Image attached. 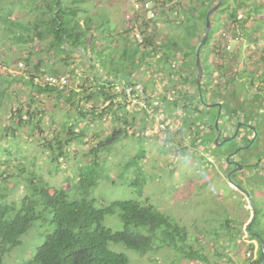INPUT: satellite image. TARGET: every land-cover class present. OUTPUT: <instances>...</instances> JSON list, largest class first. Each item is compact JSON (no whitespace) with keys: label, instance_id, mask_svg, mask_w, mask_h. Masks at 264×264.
<instances>
[{"label":"trees","instance_id":"obj_1","mask_svg":"<svg viewBox=\"0 0 264 264\" xmlns=\"http://www.w3.org/2000/svg\"><path fill=\"white\" fill-rule=\"evenodd\" d=\"M0 1V37L9 39L12 46H18L15 48L20 50L29 49V46L35 43L46 44L45 52L52 53L57 58V63L58 61L60 63V70L54 69L53 74L47 73L45 68L47 63L41 59L37 61L34 69L21 72V74L12 73L9 66L0 63V108L1 102L10 100L13 93L19 98V94L13 92L14 84H22L26 87L28 96V101L22 103L18 109L12 110L10 119L4 122L3 130H5L6 138L18 137L19 139L22 133H29L27 136L29 145L23 147L19 144L15 151H13V146L3 147L0 150V264H8L6 258L15 250L25 247L24 238L32 230H36L34 227L39 224L45 225L49 223V220H51V231L47 233L44 243L40 245L36 240V243L26 250L27 256L19 257L18 264H132L130 252L144 255L162 250H169L175 258H182L191 263L228 264L221 260L211 261L204 244L199 239L194 241L196 236L191 237L187 228L181 227L180 224L172 221L162 211L151 205L150 199L144 201L118 200L110 203L104 195H95L94 190L100 181L108 179L99 166V162L96 159H90L97 152L95 151L96 146L105 145L110 154L116 150L115 144L122 143L130 137L131 133L129 127L131 122L126 119V112L129 114L126 107L128 99L122 96L121 101L116 102L123 93L114 90L111 78L119 74L131 77V68H141L145 63L144 58H147L152 50L145 52L143 49L142 51L134 37L135 43L130 42L127 34L133 33L131 28L123 32L117 42H114L116 38L109 33L104 40L111 41V44L109 43L111 46L120 45V49H117L124 63L121 67L117 64L108 67L102 60L103 73H101L94 65L96 55L94 45L99 43V39L91 34L93 33L91 28L93 21L86 20L84 25L80 24L77 15L83 9L78 5L75 9L69 7L68 3L73 0ZM155 1L161 6H167L174 0H170L169 3H166L167 0ZM228 1L224 0L223 3V6L227 3L225 6L231 13L227 28L230 24L237 26L242 23L241 28L246 31L247 19H252L255 16L254 13L260 15L262 13L260 10L264 9L260 5L247 8L244 0H235L234 4H229ZM196 2L201 9L191 7L198 17L194 22V27L200 24L201 28L198 27L199 34L195 32L196 45H188V49L191 53L194 50V68L198 74L197 49L206 35V16L213 8V4L208 0ZM4 5L10 7L7 12H5ZM17 9L25 13L24 19H15ZM242 9H245L247 19L241 21L238 16ZM248 10L250 11L247 12ZM184 13L186 20L191 21L192 17H187L188 12L184 10ZM100 29L96 28L98 31ZM102 31L104 30L101 29ZM248 35L250 32L246 33V36ZM261 36L264 38V35ZM210 37L205 46L208 45ZM170 38L169 44L160 49V52H166L165 60L169 63L173 52L181 53V50L185 54L188 51H185L186 46H183L174 36ZM121 40L124 43H121ZM147 44L153 47L156 43L150 40ZM74 51L82 53L78 59L74 58L79 63L81 62L80 65L75 60H69ZM154 51L159 50L155 48ZM217 51L222 55L221 57L228 52L226 48L225 51L224 48L221 50L217 48ZM33 53L34 48L30 50L28 57L24 58L28 66L33 64ZM191 53L188 52L186 55L192 56ZM86 56L90 60L88 59L89 61L85 63L83 59ZM3 67L8 68L7 75L2 74ZM17 70L22 71L23 69L19 67ZM46 75L65 76L69 80V85L65 90H60L56 86L46 84L44 82ZM255 75L253 73L250 78L254 79ZM186 80L187 83L190 82L189 78ZM125 81L130 84L129 79ZM260 85L259 89L262 92L264 82L261 80ZM194 86L197 87L196 76ZM257 86L256 81L253 89L256 90ZM49 99H54L56 102L55 110L60 107L64 110V105H66L69 113H74L73 119L76 122H71L69 119L57 122L51 119L50 130L46 132L44 129L46 113L43 108L47 106L46 102ZM107 103L111 104L103 108ZM100 109L103 110L101 115L98 113ZM121 112L124 115L119 117L118 113ZM104 116L114 118V124L120 123L119 128L113 126L111 134L104 141H99L92 150L85 152L83 157H77L73 167H69L70 161L72 163L71 157L78 155L75 154L76 150L74 153L71 152L73 144L77 143L78 137L84 134L83 131H77V123L81 124L87 120L91 128L96 124L100 127V120ZM51 126H57L60 131L56 134L54 130L49 134ZM145 129L146 126H144ZM204 140L208 141V138ZM254 145L248 150H253ZM33 147L35 148L33 151L37 150V152L33 153ZM215 147L218 159L223 160L224 153L220 152L217 146ZM68 161V170L63 172L64 184L54 186L45 179L46 174L53 177L58 176L61 173L60 167ZM85 161L87 163H84ZM137 163L142 162L137 159L136 165ZM132 164L131 162L129 166ZM258 166L259 163L254 164L248 161L247 167L257 168ZM14 178L17 180L11 186L10 180ZM19 186H22L23 195L19 194L20 190L17 189ZM143 194L144 191L140 190L139 196L142 197ZM252 202L254 204L255 200L253 199ZM253 211L252 208V215ZM261 215L260 209L256 206L255 220L251 219L247 225L242 224L239 231L234 230L237 234L232 232L234 228L229 221L223 225L231 239L236 240L237 237H242L251 250H255L254 242L259 245V259L253 260V264H264V226L257 225ZM37 230L40 228L38 227ZM256 234L260 235V239ZM199 235L202 234L197 236ZM215 255L217 258L226 257L219 251H216ZM252 258L247 260L251 261Z\"/></svg>","mask_w":264,"mask_h":264},{"label":"rangeland","instance_id":"obj_2","mask_svg":"<svg viewBox=\"0 0 264 264\" xmlns=\"http://www.w3.org/2000/svg\"><path fill=\"white\" fill-rule=\"evenodd\" d=\"M133 1L134 0H73L68 3V6L71 8L73 7V9L78 6L82 7L83 10H80L77 15L80 24L84 25L86 20L93 21V27L91 26L93 33L91 34L93 37L99 39V43L94 45L96 50L94 65L100 72L103 71L101 67L102 60L106 62L108 67L111 65L113 66V64H117L118 67H121L124 63L123 57L119 54L120 51L118 50L120 49V45L111 46V41L108 42L104 40V37L111 33V35L116 38L114 42H117L118 38L120 40V35L123 34V32H127L128 28L133 25L134 22L127 18L128 15L133 13ZM196 1L198 0H174L167 6H157L155 4L156 12L159 15L155 24L159 25L157 29H159L161 34L158 36L161 49L169 44L171 34H173L175 39L183 46H186V49H188V45L193 46L194 36L196 35L195 32L198 33V26L195 28L194 22L198 17L191 10V7H196L198 10L201 9ZM208 1H211L213 7L218 4L216 0ZM169 2L171 1H166V3ZM228 2L229 4H234L235 0H229ZM244 2L247 3V8H252L256 5L264 7V0H244ZM225 5L223 7L221 6L220 9H222H219L212 16V34L208 45L203 47L201 51L202 66L205 73L203 80V97L206 101L214 100L213 94L218 95L219 93H223L222 89H224V94L228 93L229 97H231V94L233 95L234 91H236L240 103L242 104L240 110L236 111L240 116L243 115L242 118L239 117L237 119L243 120L244 117H251V123L257 126L256 131L259 135L258 143L254 145L253 150L249 151V149L245 151V156L252 157L253 163H259V166L257 168H250L246 165L243 174H239L237 178L240 184L243 185L242 189L246 191V194L231 185L226 176L227 173L224 168L226 166L223 160H214L213 153L208 152L212 151L216 153L215 146L217 145L214 144V134L211 136H203L204 138L207 136L210 142L201 138L206 144H210L208 150L203 151L202 148L199 152L194 150L193 145L195 144L194 140L196 139V135L193 136V140L191 141V132L188 130L189 128L187 129L185 126L192 119V123H195L194 129H197L194 133H201L202 116L199 114L194 118L190 110L183 111V114L172 116L174 112L169 108L170 105L167 111L163 109L159 110V104L165 100V97L167 101H169L167 94L168 89L160 93L159 86L152 81L145 83L144 86L147 95L141 94L142 102L138 106L143 110L144 114L142 110L134 111L137 107L133 109L132 105L127 109L131 111L129 114L126 112V119L131 122L129 127L131 128L134 125L136 127V130L134 128L130 129V132H133L134 135L130 133V137L122 143L115 144L116 150L110 154L105 145L99 147L97 141H104L106 137L111 134L113 126L119 128V122L114 124V118L104 116L103 119L100 120V127L96 124L91 128V124L88 125L87 120L81 124L77 123V131H83L84 134L78 137L77 143L75 142L73 144L71 152L74 153L76 150L75 154L78 155L71 157L72 163L70 161L69 167H73L77 157H83L85 152L87 153V151L92 150L98 144L95 148L97 152H95L90 159H96L99 162V166H101L104 174L108 176V179L100 181L99 185L94 190L95 195H104L107 198V202L110 203L118 200L137 199L139 201H144L145 199H150L151 205L162 211L172 221L180 224L181 227L187 228L191 237L196 236L194 241L199 239L204 244L211 261L217 262L221 260L228 264H253V260L259 259V245L254 242L255 250H251L247 242L243 241L242 237H237L236 240L231 239L223 225L229 221L234 228L232 232L237 234L234 230L239 231L243 226L242 224H249L251 219L253 220L255 216L254 211L252 215V204L250 202V199H254V206H257L262 213L257 225L264 226V85L262 86L263 89L261 88L262 92H260L259 89L261 86L260 80L264 82V75H259V73L256 72V77L252 79V81L247 80V82H245V80L238 82V86L233 89L226 86L220 89L214 88L212 92H209L210 86L206 84L216 73L217 78H224L221 75L223 74L222 66L226 65L229 67L227 76L231 78L241 74L239 73L240 67H245L248 70L257 69L259 67L260 70L262 69V74H264V38L261 36L264 35V9L263 11L260 10L262 13L260 15L257 14L258 17L254 13L256 17L253 16L250 20L247 19L245 9L239 11V16L243 15L244 18L239 19L238 16V19L241 21L247 19L248 22L245 27L246 31L241 28V25H243L242 23L237 26L240 27V30L242 29L241 32L243 36L247 32H250V35H248L247 38L244 36L246 41H243V43L239 45L241 48L239 54H233L235 48L232 45L230 51L226 53V56L222 57L227 61L231 59V62L229 64L226 62L222 65L219 61L221 56L217 55L216 51L217 48L222 47V44H225V40L221 38V33L222 30L228 29L226 25L231 15L228 7ZM9 8L10 7L4 5L5 12H7ZM184 10L186 13L188 12L187 17H192L191 21L188 22L186 20ZM166 11L170 13H166ZM249 11L250 10L247 12ZM24 15L25 13L23 11L17 9L15 12V19H24ZM194 17L196 19H194ZM96 28H101L104 31L101 32V29L98 31ZM127 37L132 44L135 43L132 33L129 32ZM123 39L126 40V38ZM156 41L158 42L157 39ZM121 43H124V41L121 40ZM234 45L236 46L237 44ZM156 46L159 47V44ZM15 47L18 46H12L9 39L3 36L0 37V63L9 66V70H11L12 73L21 74V72L34 69L39 59L47 63L45 68L48 74H53L54 69L60 70V63L59 61L57 63V58H55L52 53L48 54L45 52L47 47L46 44L35 43L30 45L29 49L22 50ZM32 48H34V53L32 55L33 64L28 66L24 58L28 57ZM176 52H173V60L170 61L176 63V66H180L183 62L179 60V58H183L184 52L181 50V53ZM192 53V58L194 59V50ZM81 55V52L76 51L75 53L74 51L73 55L69 57V60H75V62L80 65L81 62L79 63L77 59L81 57ZM157 55V57L148 59V64L142 65L141 68H131L132 74L136 78V70L146 71L148 74L154 75V79L161 86L168 87L171 82L169 81L170 77L176 75L178 71L175 68H171L172 63L165 60L167 57L166 52L158 51ZM111 56L112 58L110 59ZM75 57H77V59H74ZM21 59H23V61H20ZM88 59V56H86L83 60L86 63V61L90 60ZM19 64H23L24 66L22 71L17 70L20 67ZM9 70L3 67L1 72L7 75L6 71ZM139 77L146 81L150 79V76L144 73H140ZM174 80H176V77L173 78V84L179 87V82ZM254 80L257 81L258 86L256 90L253 88L251 90L250 88L253 87ZM13 86V92H17L19 98L13 93L10 100L7 99L1 102L0 150H2L3 147L13 146V151H15L19 144L23 147L29 145L27 143V136L29 133H22L19 139L18 137H11L8 139L6 138L5 130H3L4 122L10 119L11 111L18 109L21 107L22 103L28 101L26 87L22 84H14ZM244 88L246 89V93L243 92ZM252 91L260 93L254 95ZM239 94L241 95L239 96ZM241 100L243 102H241ZM116 102L118 103L120 100L117 98ZM46 103L47 106L43 108L46 113V119L44 117L46 122L44 129L46 132L50 130L51 119L57 122L63 119L76 122L73 119L74 113H69L66 105H64V110L62 107L55 110L56 106L54 104H56V102L54 99H49ZM110 104L111 103H107L103 108L108 107ZM194 107L196 106L194 105ZM197 108L200 109L201 107L197 106ZM102 112L103 110L100 109L98 113L100 114ZM169 112L172 114H169ZM118 115L122 117L124 114L121 112L120 114L118 113ZM144 116H147V118L143 119ZM158 117H160L161 122H158ZM168 123H171L170 127H168V131L163 132L161 125H167ZM177 123L182 127L180 135H176L173 130ZM144 126H146L145 130ZM51 127L52 129L49 134L54 132V130H56V132H54L56 134L60 131L57 126ZM97 127L98 129H96ZM233 129H235V127L232 128V131ZM26 132H28V130H26ZM95 133L97 134L95 135ZM245 135H247V133H245L244 136ZM181 137L182 139H187L188 137V145L180 139ZM240 139L242 138L240 137ZM230 145L234 146V142H231ZM122 146L125 147L123 148ZM213 147L215 148L213 149ZM33 149L35 148L33 147L32 151ZM35 152H37V150L33 151V153ZM242 156L243 155H240L238 157ZM131 159L132 161H130ZM137 159L142 163H137L136 165ZM248 160L249 158L247 161ZM131 162L133 163L132 166L134 165L133 167L129 166ZM84 163H87V161ZM68 164L69 161L60 167L61 173L58 176L53 177L50 174H46L45 179L54 186L64 184L63 172L68 170ZM11 174H14V172ZM16 180L15 178L11 179L10 185L13 186L12 184ZM17 189L20 190V195L24 194L22 192V186H19ZM140 190L144 191L142 197L139 196ZM38 227L40 230H37ZM122 227L123 225L120 226L119 229L121 230ZM49 228L50 230H47ZM34 229L36 230H32L24 238L25 247L15 250L6 258L8 264H18L19 257H26V250L31 248V246L36 243V240L39 241L40 245L44 243L47 233L51 231V220L45 225H37ZM198 234L202 235L197 236ZM216 251H219L226 257L217 258L215 255ZM249 252L253 255L251 261L247 260L249 258ZM130 253L129 256H131L132 264H199L191 263L182 258H175L169 250H162L155 253L150 252L144 255L135 252Z\"/></svg>","mask_w":264,"mask_h":264},{"label":"flooded vegetation","instance_id":"obj_3","mask_svg":"<svg viewBox=\"0 0 264 264\" xmlns=\"http://www.w3.org/2000/svg\"><path fill=\"white\" fill-rule=\"evenodd\" d=\"M245 38H247L248 36H246V34L244 35ZM243 36V39L245 40ZM246 41V40H245ZM222 48V47H221ZM221 48H219V50H221ZM223 49V48H222ZM225 51V48H224ZM227 53V52H226ZM226 53L224 54L226 56ZM240 53V48L239 47H235V51L233 52V54H239ZM179 60H181L183 63L182 65H184L186 63V60H184V58H179ZM219 61L221 62V64H225L226 62H228V64L231 62V59H228L223 61V59H219ZM190 65H187L183 70L184 73H182V75H172V80H171V84L173 85L174 89L178 92V97L179 99V105L177 104H170L169 108L172 109V111L174 112V114L172 116H176L178 114H183V111L186 110H190L192 112V115L197 116V115H201L202 116V124H201V133H194L195 130L197 131V129H194V123L193 120L191 119L187 125L185 126L190 132H191V141L193 140V136L196 135V139L195 144L193 145L194 150H199L202 148L203 151L208 150V146L210 145L209 143L206 144L205 141H202V139H199V137L201 136V138H204V135L207 136H211L212 134H214V138H215V143L216 144V138L218 137V134L220 132V139H219V145L217 144V148L220 149V152H223V162L225 164L226 167L225 171H226V176L227 179L229 180V182L231 183V185H233L235 188H237L239 191H242L243 193L246 194V191L242 189V184H240V181L237 180L239 174H243L246 165L248 164V161H252V157H247L245 156V151H247L248 149H250L258 140L259 135L258 132L256 131L257 126L254 123H251V117H244L243 120L242 119H237V118H242V116H240V114L236 111V110H240L241 108V103L238 97V93L236 91H234L233 95L231 94V97H229L228 93L224 94V89L223 93H219L217 94H213L214 100H208L206 101L205 98L203 97V80H204V76L202 78V82H201V86H199L198 84V75L196 74V70L194 68V59H192V61L190 62ZM213 64V63H212ZM182 65H178V70L182 69ZM214 65V64H213ZM229 67L226 66H222V70H223V74L222 77H216L217 73L212 77V79L210 81L207 82L206 85L210 86V90L209 92H212L214 88H224L226 86H229L230 89H233L235 87L238 86V82H242L245 81L247 82V80H251L252 78H250V75H253V73H258V71L260 70V68L258 67L257 69H251L248 70L245 67H240L239 73L238 75L231 77H228V69ZM262 73L261 71H259V74ZM246 75V76H245ZM196 76V80H197V87L194 86V77ZM176 77V80L174 81H178L179 82V87L173 84V78ZM247 77V79H246ZM187 78H189V83H187ZM250 82V81H249ZM254 83L256 84V81H254ZM203 85V86H202ZM207 87V86H206ZM253 87H251L250 89L252 90ZM221 90V91H222ZM227 90V89H225ZM244 93H246V89L244 88L243 90ZM260 92H256V91H252V94H259ZM242 94V93H241ZM239 94V96L241 95ZM241 102H243L241 100ZM194 105L196 107H194ZM201 107L200 109L197 108ZM169 114H172L171 112H169ZM237 119V120H236ZM204 122V123H203ZM241 124V127L239 129L238 135L237 137L231 141L234 142V146H231L230 143H224L227 139L232 138L237 130H238V125ZM171 123H168L167 125H162L161 128L163 129V132H167L168 131V127H170ZM190 126V127H189ZM232 131V128H234ZM180 125L177 123V125L174 127V132L176 133V135H180V131H181ZM203 130V133H202ZM247 133V135L244 136V134ZM257 133V137L254 141V143L251 145L250 148L244 149L246 147H248L254 140L255 135ZM200 136H199V135ZM184 136V135H182ZM205 138H208V137ZM240 137L242 139H240ZM185 144H187V139H182V137L180 138ZM199 139V140H198ZM209 141V139H208ZM210 142V141H209ZM224 143V144H223ZM223 144V145H221ZM188 145V144H187ZM198 145V147H197ZM190 147V145H189ZM214 149V148H213ZM239 150V151H238ZM263 150V148H262ZM197 151V152H199ZM238 151V153H237ZM213 153V158L214 160H218V156L212 152V151H208ZM240 155H243L242 157H238ZM249 158V160L247 161V159ZM219 161H221V159H219ZM237 177V178H236ZM240 186V187H239ZM253 199H250L251 204L253 205ZM253 208V206H252ZM256 216V215H255ZM254 216V218H255ZM253 218V220H255Z\"/></svg>","mask_w":264,"mask_h":264},{"label":"clouds","instance_id":"obj_4","mask_svg":"<svg viewBox=\"0 0 264 264\" xmlns=\"http://www.w3.org/2000/svg\"><path fill=\"white\" fill-rule=\"evenodd\" d=\"M159 6H161V5H159ZM223 6V5H222ZM180 12V11H179ZM157 20V19H156ZM155 20V21H156ZM155 21H154V25H155V32H154V34L149 38V39H146V43H145V47L143 48L142 46H141V49H142V51H143V49L145 50V52H147L148 50H152L151 52H150V55L146 58H144V61H145V63L143 64V65H146V64H148V59H151V58H153V57H157L158 55H157V52H155L154 50H155V48H157V50H159L160 51V49H161V44H160V41H159V39L158 38H155V33H156V31H157V25L155 24ZM230 23V21L228 20L227 21V24H229ZM146 26V25H145ZM230 27H231V24L229 25ZM229 27V28H230ZM226 28H227V25H226ZM228 28V29H229ZM223 31V30H222ZM240 33H241V38H242V42L243 41H245L244 39H243V33L240 31ZM156 39L158 40V42L156 41ZM150 40H152V41H154L156 44L155 45H153V47L152 46H148V41H150ZM136 43H138L137 41H136ZM157 44H159V47H157L156 45ZM219 49V48H218ZM149 54V53H148ZM216 54L217 55H220V56H222L221 54H219V51H216ZM214 55V54H213ZM213 55H212V57H213ZM220 59H223L222 57H220ZM170 60H173L172 58H170ZM201 60H202V58H201ZM224 60V59H223ZM170 63H172V66H171V68H175L177 71H178V75L179 74H182V73H184V66L182 67V69L181 70H178L177 68H178V66H176V63H173L172 61H170ZM186 65V64H185ZM197 67H198V65H197ZM198 70H199V67H198ZM101 73H103V71L101 72ZM140 73H144V74H147V75H149L150 76V79L148 80V81H146V80H142L140 77H139V74ZM185 74V73H184ZM198 74H199V71H198ZM205 74V73H204ZM47 76H50V75H46L45 77H47ZM135 76H136V78L133 76V74H132V76L131 77H127V76H125V75H123V74H119V75H117V76H112V78H111V82L114 84V90L116 91V92H118V93H123L120 97H119V100L122 98V96L123 97H127V99H128V103H127V109L128 108H130L131 107V105H132V108L134 109L135 107H137V108H135V110L134 111H137V110H142V109H140L138 106L141 104V102H142V97H141V94H143V95H147V93H146V91H145V83H147V82H150V81H152V82H155L158 86H159V92L161 93V92H164V91H166L167 89H168V100L169 101H167V99H166V97H165V100L163 101V102H160V104H159V110H164V111H167L168 110V106L172 103V104H177V105H179V97H178V92L174 89V87H173V85L171 84V82L169 83V86L168 87H164V86H161L155 79H154V75H151V74H148L146 71H142V70H136V74H135ZM126 79H129L130 80V84L128 83V82H126L125 80ZM113 80V81H112ZM172 80V77H170V80L169 81H171ZM141 92V93H139V92ZM121 101V100H120ZM131 102H132V104H131ZM131 111H129V113H130ZM133 112V111H132ZM142 113H143V110H142ZM144 114V113H143ZM148 116V115H147ZM147 116H144V118L143 119H146L147 118ZM158 122H161L160 121V117H158ZM162 126V125H161ZM131 128H134L135 130H136V127H135V125L134 126H132ZM132 134H134L133 132H131ZM108 137V136H107ZM106 137V138H107ZM97 142H99V141H97Z\"/></svg>","mask_w":264,"mask_h":264},{"label":"built area","instance_id":"obj_5","mask_svg":"<svg viewBox=\"0 0 264 264\" xmlns=\"http://www.w3.org/2000/svg\"><path fill=\"white\" fill-rule=\"evenodd\" d=\"M155 4L159 6L155 0H134L133 13L127 16L130 21L134 22L130 27L133 30L132 35L143 48L146 46V39H149L156 29L154 21L159 15L156 12ZM242 18H244L243 15H240L239 19ZM240 35V27L236 25H231L229 29L223 30L221 38L225 40V44H222V48H226L229 52L232 45L234 48L239 47L243 43ZM20 67L24 69L23 64H20ZM44 82L56 86L60 90H65L69 85V80L65 76H47L44 78ZM248 257H253L251 252L248 253Z\"/></svg>","mask_w":264,"mask_h":264},{"label":"water","instance_id":"obj_6","mask_svg":"<svg viewBox=\"0 0 264 264\" xmlns=\"http://www.w3.org/2000/svg\"><path fill=\"white\" fill-rule=\"evenodd\" d=\"M223 3H224V0H219L218 4L215 7H213L212 9H210L209 12L207 13V16H206L207 32H206V35L202 39V41H201V43L197 49V65L199 67V75H198L199 86H201L202 78L204 76V68L202 66V60H201V51H202V48L205 46V44H206V42H207V40L210 37L211 32H212V22H211L212 16L220 9V7L223 5ZM240 127H241V124L238 125V131L236 132V134L232 138L227 139L224 143H228V142L233 141L237 137ZM256 137H257V133L255 135L253 142L248 147H246L244 149L250 148L251 145L254 143ZM219 139H220V132L218 134V137L216 138V144L217 145H219ZM223 144H221V145H223ZM238 151H237V153H238ZM252 206H253V210H254L255 215H256V207L254 206V204ZM249 229H251V225H249ZM256 236L260 239V235L256 234Z\"/></svg>","mask_w":264,"mask_h":264},{"label":"crops","instance_id":"obj_7","mask_svg":"<svg viewBox=\"0 0 264 264\" xmlns=\"http://www.w3.org/2000/svg\"><path fill=\"white\" fill-rule=\"evenodd\" d=\"M169 13H170V12H169ZM157 27H159V25H157ZM198 27L201 28V27H200V24L198 25ZM199 33H200V32L198 31V34H199ZM159 34H160L159 29H157V31H156V33H155V37L158 38ZM160 35H161V34H160ZM173 36H174V35L171 34L170 37H173ZM196 43H197V39L195 38V39H194L193 46L196 45ZM188 47H189V46H188ZM187 50H188V51H187ZM185 51H187L186 53H188V52H189V54L191 53V52H190V49H185ZM186 53L183 55V56H184L183 58H184V60H186V63H185V64H186V65H190V64H191L190 62L192 61L193 58H192V56H187ZM191 55H192V53H191Z\"/></svg>","mask_w":264,"mask_h":264}]
</instances>
